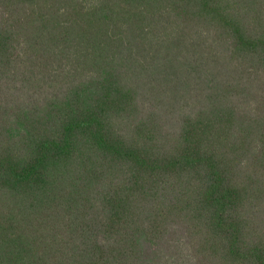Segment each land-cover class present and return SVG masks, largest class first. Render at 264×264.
<instances>
[{
    "label": "trees",
    "instance_id": "obj_1",
    "mask_svg": "<svg viewBox=\"0 0 264 264\" xmlns=\"http://www.w3.org/2000/svg\"><path fill=\"white\" fill-rule=\"evenodd\" d=\"M0 264H264V0H0Z\"/></svg>",
    "mask_w": 264,
    "mask_h": 264
}]
</instances>
